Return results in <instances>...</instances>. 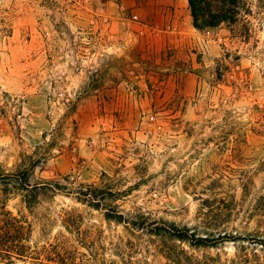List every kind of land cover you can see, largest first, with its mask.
<instances>
[{"label": "rangeland", "instance_id": "1", "mask_svg": "<svg viewBox=\"0 0 264 264\" xmlns=\"http://www.w3.org/2000/svg\"><path fill=\"white\" fill-rule=\"evenodd\" d=\"M209 1L235 21L197 30L189 0H0V171L131 187L125 213L237 238L189 246L73 196L9 193L32 247L68 240L91 264H264L249 212L264 191V0ZM211 192L237 215L208 213Z\"/></svg>", "mask_w": 264, "mask_h": 264}, {"label": "trees", "instance_id": "2", "mask_svg": "<svg viewBox=\"0 0 264 264\" xmlns=\"http://www.w3.org/2000/svg\"><path fill=\"white\" fill-rule=\"evenodd\" d=\"M237 1L222 0L224 4L226 3L235 8L237 7ZM211 4L212 2L209 0H189L193 26L197 30L215 27L225 21H235V18L227 17L226 14L231 13L229 9L221 10L218 13L213 12ZM63 181L64 184L51 179L32 186L29 184V176L26 172L3 173L0 171V185L4 186V189L0 190V264H11L14 260H31L34 264H91L87 255L80 253L68 243V240L58 241L55 244L41 248L32 247L29 244L30 225L7 210L5 201L9 193L25 191L34 192L33 195H35L38 188L73 196L76 201L95 210L103 211L106 221L122 224L128 230L142 231L154 236H166L185 242L189 246H215L237 240L236 237L226 232L201 236L196 233V230H191L185 226L179 227L174 223L155 220L142 213H125L116 204V201L126 197L131 191V187L127 190L113 191L107 186L98 188L92 184H78L75 186L67 176L63 178ZM211 184L214 187L217 186V188H220L221 185L217 180L212 181ZM26 202L30 206L33 201L28 200ZM202 206L207 209L208 213L213 214L218 219L228 218L238 211L233 196H221L214 192H211L207 198L202 199ZM249 212L251 214L257 213L260 218L259 222L264 224V191L254 199Z\"/></svg>", "mask_w": 264, "mask_h": 264}]
</instances>
